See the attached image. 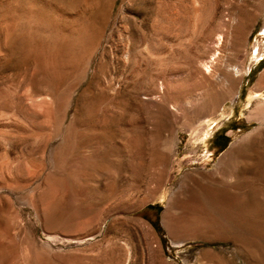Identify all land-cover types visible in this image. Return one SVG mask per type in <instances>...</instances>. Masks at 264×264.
Returning a JSON list of instances; mask_svg holds the SVG:
<instances>
[{
	"label": "rangeland",
	"instance_id": "1",
	"mask_svg": "<svg viewBox=\"0 0 264 264\" xmlns=\"http://www.w3.org/2000/svg\"><path fill=\"white\" fill-rule=\"evenodd\" d=\"M246 1L0 0V264H264V0ZM223 63L244 69L226 98L180 115L216 101ZM226 159L233 200L207 179Z\"/></svg>",
	"mask_w": 264,
	"mask_h": 264
},
{
	"label": "bare ground",
	"instance_id": "2",
	"mask_svg": "<svg viewBox=\"0 0 264 264\" xmlns=\"http://www.w3.org/2000/svg\"><path fill=\"white\" fill-rule=\"evenodd\" d=\"M239 2L241 3V5L245 6V3L247 1L239 0ZM220 19L222 21V26L225 28V30L222 33L221 40H223L225 44L228 45L233 38H236V39L238 38V33H239L238 30L241 29L240 16L237 13L236 14L235 13H225L224 15L221 16ZM228 67H232V66H230L229 64H224V65L214 64V66L207 67V72H208L207 78H209L210 80L217 79L220 81V83L218 82L219 83L218 87L215 89L216 101L213 100L212 98L210 99L209 96H207L204 92H201L189 98V100L186 103L176 106L175 107L176 111L180 115H189L193 117L194 119L200 120V119L207 118L210 115V113L219 106L220 101L222 102L226 98L227 92L229 90H232V88L236 85L235 83L238 82L240 78L242 77L244 69L241 66L234 67V73L231 75L232 78L227 77L226 75L222 76L221 74L222 69L228 68ZM200 126L198 125L196 127V131L199 130ZM229 155H231L234 158L235 157L237 158L241 155V153L239 150L235 149V150H232ZM235 162H236V159H235ZM207 179H213L218 186L224 187L225 197L230 200L236 199L239 196V194L243 192V189H244L243 182H242V179L244 178L241 177L239 173H237L236 169L234 168L233 163L227 162V159L222 160L217 165V168L214 172L207 174ZM236 203H238V200ZM180 206H181L180 203H178L177 207H180ZM169 212L171 216H174L173 215L174 213H172L171 210ZM168 223L177 232L181 230L179 227L180 225L178 224V221L175 219V216L172 218H168ZM184 228H186V226Z\"/></svg>",
	"mask_w": 264,
	"mask_h": 264
}]
</instances>
